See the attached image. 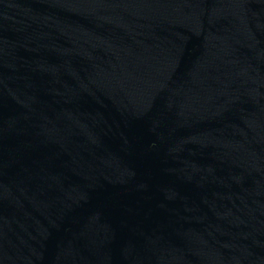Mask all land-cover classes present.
I'll return each instance as SVG.
<instances>
[{"label":"water","instance_id":"95a60500","mask_svg":"<svg viewBox=\"0 0 264 264\" xmlns=\"http://www.w3.org/2000/svg\"><path fill=\"white\" fill-rule=\"evenodd\" d=\"M0 264H264V0H0Z\"/></svg>","mask_w":264,"mask_h":264}]
</instances>
